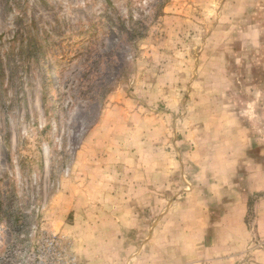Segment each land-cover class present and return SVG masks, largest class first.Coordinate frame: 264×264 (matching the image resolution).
<instances>
[{
	"label": "rangeland",
	"instance_id": "obj_1",
	"mask_svg": "<svg viewBox=\"0 0 264 264\" xmlns=\"http://www.w3.org/2000/svg\"><path fill=\"white\" fill-rule=\"evenodd\" d=\"M256 201L264 0H0V255L264 264Z\"/></svg>",
	"mask_w": 264,
	"mask_h": 264
},
{
	"label": "built area",
	"instance_id": "obj_2",
	"mask_svg": "<svg viewBox=\"0 0 264 264\" xmlns=\"http://www.w3.org/2000/svg\"><path fill=\"white\" fill-rule=\"evenodd\" d=\"M0 264H85L73 250L72 241L58 232L32 225L14 235L0 255Z\"/></svg>",
	"mask_w": 264,
	"mask_h": 264
},
{
	"label": "crops",
	"instance_id": "obj_3",
	"mask_svg": "<svg viewBox=\"0 0 264 264\" xmlns=\"http://www.w3.org/2000/svg\"><path fill=\"white\" fill-rule=\"evenodd\" d=\"M262 204H263V202L256 201L255 211H256L257 216L255 218L254 223H256V225H257L256 228H257L258 233L261 232L262 234H264V216L260 215L261 214V206H262Z\"/></svg>",
	"mask_w": 264,
	"mask_h": 264
},
{
	"label": "bare ground",
	"instance_id": "obj_4",
	"mask_svg": "<svg viewBox=\"0 0 264 264\" xmlns=\"http://www.w3.org/2000/svg\"><path fill=\"white\" fill-rule=\"evenodd\" d=\"M48 76L52 80L56 79V71H55V68H49V70H48Z\"/></svg>",
	"mask_w": 264,
	"mask_h": 264
}]
</instances>
